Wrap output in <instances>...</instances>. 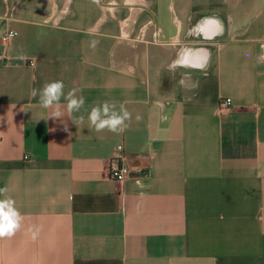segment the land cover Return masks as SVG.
<instances>
[{"label":"crops","instance_id":"obj_1","mask_svg":"<svg viewBox=\"0 0 264 264\" xmlns=\"http://www.w3.org/2000/svg\"><path fill=\"white\" fill-rule=\"evenodd\" d=\"M9 29L0 188L24 220L0 264H264V0H0ZM57 80L85 107L45 119ZM105 101L123 133L88 127Z\"/></svg>","mask_w":264,"mask_h":264},{"label":"clouds","instance_id":"obj_2","mask_svg":"<svg viewBox=\"0 0 264 264\" xmlns=\"http://www.w3.org/2000/svg\"><path fill=\"white\" fill-rule=\"evenodd\" d=\"M92 46H95L93 42ZM65 84L62 80L45 83L41 89H33L31 95L39 96L40 106L44 109H51L47 118L60 120L65 117V111L61 107V100L66 101V111L68 116L76 112H80L85 107L86 99L83 96H77L80 89H72L64 91ZM81 121L83 117L79 118ZM132 114L128 111L123 103L117 105L108 101L101 105L93 106L88 113L89 128L96 132L108 130L110 132L120 134L127 130ZM142 119L137 115L136 120ZM76 124L77 122L73 120ZM78 125V124H77ZM7 187L0 188V238H11L23 226L24 217L20 210L16 207L15 200L7 195ZM37 233H34V237Z\"/></svg>","mask_w":264,"mask_h":264},{"label":"built area","instance_id":"obj_3","mask_svg":"<svg viewBox=\"0 0 264 264\" xmlns=\"http://www.w3.org/2000/svg\"><path fill=\"white\" fill-rule=\"evenodd\" d=\"M15 35L16 30L14 29L5 31L0 37L1 44L6 46ZM5 58V52H0V59ZM231 104L232 100L230 97L221 98L219 102V109L227 110L231 106ZM115 152V155L111 158L110 161L109 174L116 180L124 181L131 175L133 168L126 162L125 152L122 144H118L116 146Z\"/></svg>","mask_w":264,"mask_h":264}]
</instances>
